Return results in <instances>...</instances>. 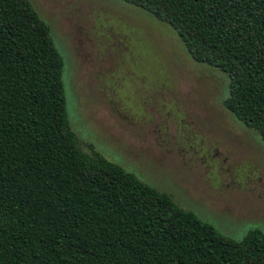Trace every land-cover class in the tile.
Returning a JSON list of instances; mask_svg holds the SVG:
<instances>
[{
    "label": "trees",
    "instance_id": "16d2710c",
    "mask_svg": "<svg viewBox=\"0 0 264 264\" xmlns=\"http://www.w3.org/2000/svg\"><path fill=\"white\" fill-rule=\"evenodd\" d=\"M229 80L226 109L264 141V0H120ZM63 60L28 0H0V264H264L71 130Z\"/></svg>",
    "mask_w": 264,
    "mask_h": 264
},
{
    "label": "rangeland",
    "instance_id": "374dc122",
    "mask_svg": "<svg viewBox=\"0 0 264 264\" xmlns=\"http://www.w3.org/2000/svg\"><path fill=\"white\" fill-rule=\"evenodd\" d=\"M63 60L67 118L95 151L219 234L264 233V141L225 107L229 80L120 0H28Z\"/></svg>",
    "mask_w": 264,
    "mask_h": 264
}]
</instances>
